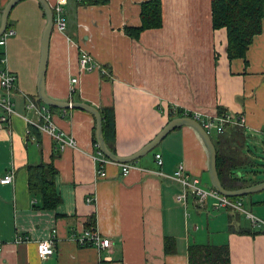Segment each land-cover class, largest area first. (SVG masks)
Masks as SVG:
<instances>
[{
    "label": "crops",
    "instance_id": "crops-1",
    "mask_svg": "<svg viewBox=\"0 0 264 264\" xmlns=\"http://www.w3.org/2000/svg\"><path fill=\"white\" fill-rule=\"evenodd\" d=\"M146 1L83 5L67 0L65 31L53 24L49 39L46 94L98 109L113 108L112 145L118 155L139 150L178 111L231 114L234 123L225 134L211 137L227 155L240 148L239 155L247 163L237 176L258 181L249 186L261 182L264 176L257 175L256 167L264 158V24L246 58L229 60L226 30L212 26L213 0H160L161 25L137 31L141 4ZM7 2L0 0V21ZM47 2L52 8L55 0ZM45 23L38 0H20L7 19L5 31L13 29V33L0 44L5 67L15 75L9 93L14 112L0 123V179L14 175L12 182H0V264H189L188 250L193 244L227 245L230 264H264V231L252 228L243 215L231 213V219L224 209L214 208L211 198L203 207L192 196L176 201L181 186L165 175L180 164L202 186L211 187L208 151L192 127L170 131L133 163L128 175L122 176L119 163L108 159L103 165L105 175L96 176L97 159L103 156L93 142V116L74 108L50 110L38 98ZM80 50L88 52L105 73L82 71ZM30 100L35 108L26 107ZM46 112L55 132L65 140L72 138L74 145L61 146L50 132L40 129L41 143H27L28 125L45 124ZM155 153L161 155L160 166ZM51 161L58 172L60 203L45 209L28 189L27 164ZM224 161L233 163L232 159ZM241 199L246 209L264 220V188ZM93 214L96 231L111 241L108 248L81 246L71 237L86 229ZM53 229L56 250L43 258L37 243ZM18 237L26 241L16 243ZM166 239L171 242L170 253L165 251Z\"/></svg>",
    "mask_w": 264,
    "mask_h": 264
},
{
    "label": "trees",
    "instance_id": "trees-1",
    "mask_svg": "<svg viewBox=\"0 0 264 264\" xmlns=\"http://www.w3.org/2000/svg\"><path fill=\"white\" fill-rule=\"evenodd\" d=\"M79 4L99 5L106 4L109 0H78ZM212 26L214 29L225 28L227 35L226 53L229 60L236 58H246V52L254 37L260 34L264 24V0H213L211 3ZM141 25L137 31L145 28H157L162 23L161 16V1L149 0L141 4L140 12ZM3 53L0 52V57ZM103 74V73H101ZM50 107V110L58 108ZM102 117V130L104 140L108 148L115 153L113 143L115 140V117L113 108L99 109ZM176 110H173L174 113ZM182 113V114H181ZM226 113V112H225ZM225 113H222L224 115ZM175 116H183V112L178 111ZM191 116V115H188ZM227 124L225 130L217 136H223L228 129ZM29 132L27 133V143H41V133L37 126L28 125ZM93 142L96 148L95 125L93 128ZM213 140V138H212ZM216 145L215 140H213ZM29 145V144H28ZM216 148V164L218 176L221 184L225 189H237L246 187L248 184L258 182L257 180L247 179L242 175L237 176V170L245 167L246 160L239 155L240 148L235 147L232 153L227 155V152ZM252 152V150H251ZM254 153V152H253ZM101 154V153H100ZM101 156H103L101 154ZM105 157V156H103ZM106 158V157H105ZM233 160V163L226 164ZM246 162V163H245ZM135 163V162H132ZM28 173V189L33 196H38L40 206L45 209H53L60 203V197L56 190L57 170L53 162L36 164H27ZM230 179L231 184H227L226 178ZM249 186V185H248ZM233 198H243L233 197ZM228 212V211H227ZM231 219V213L228 212ZM239 216V215H238ZM95 215H91L86 223V228L96 224ZM252 226V225H251ZM252 228H256L252 226ZM259 231H264L263 227H257ZM257 230V231H258ZM258 231V232H259ZM170 240L165 241V251L172 252ZM89 246V244L81 245ZM189 264H230V255L227 245H190L188 250Z\"/></svg>",
    "mask_w": 264,
    "mask_h": 264
},
{
    "label": "built area",
    "instance_id": "built-area-1",
    "mask_svg": "<svg viewBox=\"0 0 264 264\" xmlns=\"http://www.w3.org/2000/svg\"><path fill=\"white\" fill-rule=\"evenodd\" d=\"M67 0H55L54 5L52 6L53 13V24L54 26L60 30L65 31L66 28V12L64 9L65 3ZM12 30L5 31L4 34L0 36V44L5 42V37L8 34H12ZM79 63L81 70L84 71H93L99 70L100 73H105V70L102 69L97 63H95L90 56V54L84 50H80L79 54ZM6 58L4 56L0 57V110L2 114L0 115V123H4L8 120V116L11 115L13 110V105L9 97L10 90L15 85V75H13L6 67ZM76 78L72 79L71 83L74 84L76 82ZM27 108H35V104L30 100L27 102ZM45 119V124L37 125L40 130H46L50 132L52 136L56 140L61 143V146L65 143L74 145V141L72 138L65 140L63 137L55 132V127L51 121L50 113L46 112L43 114ZM183 116H188L187 112H183ZM191 117L195 118L197 121L201 123L203 128L211 135V134H221L225 130V126L227 124H232L233 119L232 115L224 114L219 116H202L199 113H194ZM243 121V119H242ZM98 160V169L96 171L97 177H103L105 175L103 170V165L109 160L105 157H100ZM155 163L160 166L162 164V158L160 153H155ZM121 169V175L126 176L130 173L133 163H119ZM150 173H154L157 175H165L162 171L159 170H150ZM170 177L175 182L179 183L181 186V190L176 194V201H184L188 196H192L194 203L198 207H203L206 204V200L211 198L213 200V205L215 209H224V211L238 213L243 215L246 219L249 220L252 226L254 227H263L264 228V220L254 214L252 211L245 208L243 201L241 198H233L226 195L221 194L215 188L204 187L200 184V181L197 177H192L187 173L184 166L182 164L178 165L175 171L171 175H165ZM14 175L11 173L9 175H5L0 179L1 183H9L12 182ZM91 201L92 198L87 199ZM72 239H74L80 245H94L98 248H108L111 245L110 239L107 237H102L94 226H90L84 229L81 233L72 234ZM26 239L22 237H18L15 242L23 243ZM57 247V237H56V229H53L50 236L39 240L37 243V252L41 257H48L53 254ZM3 251V245L0 242V256Z\"/></svg>",
    "mask_w": 264,
    "mask_h": 264
},
{
    "label": "water",
    "instance_id": "water-1",
    "mask_svg": "<svg viewBox=\"0 0 264 264\" xmlns=\"http://www.w3.org/2000/svg\"><path fill=\"white\" fill-rule=\"evenodd\" d=\"M18 1L20 0H8L7 4L2 9L1 21H0V36L4 33V31L7 28V19L11 8ZM38 2L41 4L46 17V23L44 25L41 36L40 57H39L38 73H37L38 98L41 102L51 107L64 108V109L74 108L90 113L93 116L95 122L96 145L103 156L117 163L135 162L141 156L153 150L162 140V138L170 131L174 130L177 127L188 125L197 132V134L201 138L202 142L204 143L208 151L210 182L213 188H215L221 194L229 197L244 196L246 194L264 188V180H262L261 182L254 184L252 186H247L237 189H225L222 186L220 178L218 176L217 164H216V148L213 143L212 137L203 128L201 123L191 116H177L172 118L160 129V131H158V133H156V135L148 143H146L143 147H141L139 150H137L132 154L118 155L117 153L112 152L108 148L104 140L103 130H102V117L97 107L83 101L70 102V101L52 99L46 94L44 80H45V71H46V64L48 58V44H49L51 31L53 28V13L47 0H38Z\"/></svg>",
    "mask_w": 264,
    "mask_h": 264
},
{
    "label": "rangeland",
    "instance_id": "rangeland-1",
    "mask_svg": "<svg viewBox=\"0 0 264 264\" xmlns=\"http://www.w3.org/2000/svg\"><path fill=\"white\" fill-rule=\"evenodd\" d=\"M211 136H214V135L211 134ZM259 160L261 162V165H259L258 167H256V170L259 171V173L257 175L260 176V177H262V176H264V172H262V171H264V166H262V163H264V158L263 159H259ZM239 173H240L239 171L236 172V174H239Z\"/></svg>",
    "mask_w": 264,
    "mask_h": 264
}]
</instances>
